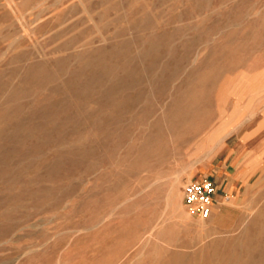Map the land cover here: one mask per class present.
I'll list each match as a JSON object with an SVG mask.
<instances>
[{"label": "rangeland", "instance_id": "1", "mask_svg": "<svg viewBox=\"0 0 264 264\" xmlns=\"http://www.w3.org/2000/svg\"><path fill=\"white\" fill-rule=\"evenodd\" d=\"M220 263L264 264V0H0V264Z\"/></svg>", "mask_w": 264, "mask_h": 264}, {"label": "built area", "instance_id": "2", "mask_svg": "<svg viewBox=\"0 0 264 264\" xmlns=\"http://www.w3.org/2000/svg\"><path fill=\"white\" fill-rule=\"evenodd\" d=\"M217 189V184L210 177L191 181L184 187V203L192 213L209 217L217 201Z\"/></svg>", "mask_w": 264, "mask_h": 264}, {"label": "crops", "instance_id": "3", "mask_svg": "<svg viewBox=\"0 0 264 264\" xmlns=\"http://www.w3.org/2000/svg\"><path fill=\"white\" fill-rule=\"evenodd\" d=\"M227 179H228V178L225 177L224 179H221V180L216 179V180H214V181H215V183L217 184L218 188H222V185H224L225 183H227V181H226ZM229 184H230V183H227V186H226L225 189H227V187L229 186Z\"/></svg>", "mask_w": 264, "mask_h": 264}, {"label": "bare ground", "instance_id": "4", "mask_svg": "<svg viewBox=\"0 0 264 264\" xmlns=\"http://www.w3.org/2000/svg\"><path fill=\"white\" fill-rule=\"evenodd\" d=\"M85 6V5H84ZM248 233V232H247ZM261 233V232H260ZM246 248V247H245ZM221 264V263H220Z\"/></svg>", "mask_w": 264, "mask_h": 264}]
</instances>
